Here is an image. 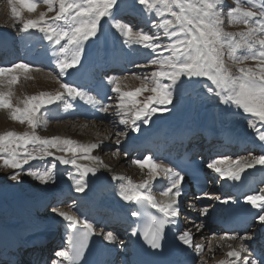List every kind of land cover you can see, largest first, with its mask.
Here are the masks:
<instances>
[{
    "label": "snow or ice",
    "instance_id": "6c2138e0",
    "mask_svg": "<svg viewBox=\"0 0 264 264\" xmlns=\"http://www.w3.org/2000/svg\"><path fill=\"white\" fill-rule=\"evenodd\" d=\"M40 2L7 0L11 27L21 38L38 32L48 41L54 64V72L48 76L59 87L54 92L40 91L26 96L21 101L23 107L11 103V90L0 91V108L10 109L13 120L26 121L32 129L0 133V167L10 169L7 178L19 183L27 166L28 176L54 189L49 200L52 204L63 202L60 200L63 189L56 188L60 166H65L67 178L72 182L70 191L86 195L93 185L117 181L116 194L123 202L108 213L106 224L112 228L106 232H97L93 220L82 213L78 216L52 208L48 216L54 224L64 225L66 240L54 254L58 259L51 264H188L189 260L195 264L197 258L203 262L205 245L196 242L192 229L182 230L180 221L185 207L195 208L191 202L184 203L185 186L196 182L203 188L204 179L195 163L188 167L157 163L149 153L132 160L142 170L148 169L142 182L134 183L131 178L116 174L108 178L102 172L108 166L93 153L103 150L110 135L88 144L60 136L41 137L35 131L36 115L42 107L69 98L83 101L104 114L114 109L112 115L123 128L115 133V145L119 147L113 155H117L124 144L131 141L135 145L141 136L147 138L145 130L151 129L163 114L170 113L178 101L186 97L195 103L214 101L211 119L229 135V142L235 139L246 143L242 133L232 135L234 117L240 115L247 121L252 143L259 146L262 154L250 160L218 156L207 163L206 169L221 179L233 181H240L246 169H255L257 165L264 169V0H235L226 13L225 0H42L46 11L35 18L23 17V11L34 12ZM225 15L228 23L242 24L244 29L237 33L225 31ZM6 39L0 35V42ZM106 44L110 45L107 52ZM93 51L100 62L86 65L85 57ZM225 55L235 64V73L226 63ZM137 58L145 62L135 64ZM248 60L256 63L249 66ZM117 63L153 70L142 76L134 74L140 86L124 91L120 85L126 77L107 74L109 66ZM30 68L24 62L0 66V78L7 76L11 86L18 82L17 70L27 72ZM97 70L104 73L99 79L95 75ZM109 92L114 95L109 96ZM143 93L148 95L138 100ZM105 97L115 103H104ZM67 107L73 105L69 103ZM116 122L110 121L113 126ZM123 150L127 156L128 150ZM33 161L48 166L38 167ZM157 184L160 198L152 194ZM203 198L221 204L233 201L231 196L222 199L201 191L196 199ZM244 200L251 208L243 228L220 237L240 243L235 247L229 244L226 255L230 259L218 264H264V194L247 195ZM199 214L207 216L209 208L200 209ZM253 220L258 221L259 231L249 234L247 226ZM204 227L196 225V233ZM170 234L178 242L176 249L186 254L183 261L165 258ZM97 236L101 243L94 249L92 241ZM130 245L135 247V258L131 260Z\"/></svg>",
    "mask_w": 264,
    "mask_h": 264
},
{
    "label": "bare ground",
    "instance_id": "6f19581e",
    "mask_svg": "<svg viewBox=\"0 0 264 264\" xmlns=\"http://www.w3.org/2000/svg\"><path fill=\"white\" fill-rule=\"evenodd\" d=\"M44 6H46V5H44L42 3V0H41V2L38 4L37 9L34 12L29 13L27 11H23L22 15L25 16L26 18L27 17L28 18H35L36 16H38L39 12L46 11V7H44ZM17 7L19 8V5H17ZM2 13L4 15H0V35H5L7 33H11V36L9 38L10 43H12V44L21 43L22 45H26L25 46L26 49L33 50L32 57L30 58V61L24 62V63H29L31 65L30 70L27 72H24L22 70H17L16 74L18 75V82L19 81H29L32 79V81L35 80V81H33V84L35 86H37L39 88V90L52 92L49 88L53 85L54 80L49 78L48 73H46V71L43 70L44 68L37 65L38 62L39 63L40 62L41 63H49L54 68V64L52 63V51H51V48L48 46V41L42 39V34H40L38 32H36V34L32 35V36L25 34L24 38H21V34L16 33L15 28L11 27L12 21L10 18V11L7 7V0H3V1L1 0V2H0V14H2ZM46 14L50 15V13H46ZM6 17L8 19V20H6L7 23L9 22L8 24H6L4 22V18L6 19ZM32 31L35 32V30H32ZM33 37L35 38L34 40H33ZM109 47H110L109 44L105 45V51L106 52L109 49ZM105 58H107V56H105ZM130 66H132L130 68V71L132 70L135 72V70L138 69L137 67L134 66V64H128V63L125 64L126 68H128ZM36 67H39L40 69L36 68ZM36 70H38V71H36ZM51 72H53V71H51ZM0 79L3 80V82L0 83V91L8 92L9 90H11L12 95H11V97H9V99L11 100V103L13 105L15 104L14 106L23 107L21 101L25 97L21 96L18 93L19 91L16 89L18 82L14 85L9 86L7 83V79H8L7 76L0 78ZM112 95H114V94L112 93ZM140 96L137 97L138 100H141ZM15 99H16V102L14 101ZM61 103L64 104V107L66 109H61V110L58 109V111L55 112L54 108H56V104L50 105V106H44L37 113L36 117H38L39 113H42L45 117H48V118L50 116H52L53 119H55V118H57V119L58 118H65V119L79 118L80 119V118H82L80 114H81V112H83V113H85V116H86V118H84L85 120L92 119V118H98L100 123L103 125V124H105V122L108 121V119L112 118L111 116H113V115H111V116L109 115L111 113H108L105 115H102L99 111L97 113L96 110H92V108L89 107V105L84 103L83 101H79V100L72 101L69 98L67 101L61 102ZM69 103H71L73 105L72 108L67 107V105ZM201 104L202 103H195L191 100V98H187V97L182 101H178L170 113L163 114V116H161L159 119L156 120L155 124L152 126L151 129L145 130L147 132V138L141 136L139 138V141L137 144H141V142H142V144H147L151 141H154L155 144L162 143V144L166 145V144L170 143V141H168L167 138H169V140L174 139L175 135H176V130H178V129L189 128V129H193L194 131L199 129L200 126L205 124V122H206L205 118H207V117H205V115H204L205 118L203 117V119L201 118L202 116L199 117V116L195 115L197 112V108H200ZM90 110H92V112H90ZM209 110H210V112H212L213 107L210 108ZM209 110H208V112H209ZM10 117H11V110L10 109L0 108V126L1 127L6 126L8 124L7 121H10L9 120ZM48 118H46V119H48ZM210 120H212V119H210ZM234 120L236 121L235 130L239 131L240 133H242L246 137V143H249L248 147L252 144L254 145V143H252L251 133L247 131V121L242 116H241V118L234 117ZM90 124H93V122H91ZM55 126H58V125H54V127ZM110 127L111 126H108V128H110ZM216 127L218 130H222L221 128H219L220 127L219 124ZM68 131L71 132V130H68ZM79 135L80 136H87L88 132L85 129V133H80ZM114 135L115 134H113V136ZM51 136H55V133H53L52 130L49 133V137H51ZM132 136H137V134L132 133ZM132 145H134V144H132L130 141L129 143H126L123 145V149H127V148L131 147ZM114 147L115 148L118 147L115 145V141H113L112 143H107V144L105 143L104 150H106V152H107L108 149H112V148L114 149ZM123 149L117 155H113V153H110V151L106 153V154H109V156H111V157H108V160L110 162H112V164H111V168L109 167L108 169H102V172H104L105 176H108V175L112 176L113 174H116L118 176L129 177V178H131L132 181H137L138 183L142 182L141 178L139 180V177L146 178V176L148 175V169L145 168L142 170L138 166L134 165L132 163V161H130V159H132V158H130L129 154L127 156H125ZM100 151L101 150H95L93 154L98 155V153ZM152 155L155 156V154H152ZM128 156L130 159L128 158ZM225 156H229L232 159H237V158H244L246 156L248 157L249 153H247L245 155L238 153L234 156H232V155H225ZM136 158H143V157H139L138 155H136V157H134L133 159H136ZM33 162L34 163L38 162L40 164L42 163L39 161H33ZM84 163L88 164L90 162L84 161ZM124 165H130V168H128V170L123 169L122 167H124ZM64 167L65 166H63V167L60 166V168L58 169V171H61L62 173L59 174L57 172L56 180L58 179L59 176H63V174L65 173ZM121 169H122V171H121ZM130 169L138 171V173H137L138 175L137 176L130 175L128 173L130 171ZM158 185L159 184H157L154 187V190L156 189V187ZM58 187H59V189L60 188L63 189V195L60 196V199H63L69 195V198L73 197L72 201L69 199L67 202L68 204H66L65 202L56 203V204L49 203V200L52 198V192L54 191V189L49 188V187L47 188V187H45V185L41 186V190H40L41 192L39 193V194L42 193L41 199L40 198L39 199L32 198V201L36 200V202L39 203L38 205L41 207V211L39 212V215H41V220L39 222L45 223L46 225L50 224L51 228H52L53 222L49 218L48 213L51 212L52 208H58L59 210H62V211H64V209L67 208L68 212H74L76 215L79 216L80 212L78 211V208H74L73 206H71V204H73V202H75V197L77 198V200H79L78 201L80 203L79 209L81 211L85 210L87 212V207H83L84 200L80 198L82 193H75L74 191H70L67 180H63L62 186H58ZM58 187H57V189H58ZM20 203L21 202L15 203V206H16L15 209L19 210ZM22 204H24V203H22ZM15 209H14L13 213L17 214ZM2 211L3 210H1V212ZM6 214H8L7 211H6ZM209 214L207 215V217L209 216ZM0 216L4 217L6 215H3L1 213ZM203 216H205V215H203ZM7 218L4 220L7 221L8 223H10V222H15L16 219L19 220L20 217H18V214H17V215H14V217H12L11 219H7ZM200 224H204L205 227L203 230H201V232L196 233V234H197V236L201 237V243L202 242L203 243L209 242V245H208L209 251L208 252L214 251V248L220 249L221 247L228 246L229 244L232 243L228 239L221 240L220 239L221 236H218V237L217 236H209V229H208V226L206 224V221H203ZM60 225L61 224L53 225L54 226L53 229L55 230L56 227L59 228ZM38 232L44 233L46 231L40 230ZM209 237H211V238L209 239ZM181 247H183V246H181ZM216 251L218 253V250H216ZM227 259H229V257ZM224 260H226V259H224Z\"/></svg>",
    "mask_w": 264,
    "mask_h": 264
},
{
    "label": "rangeland",
    "instance_id": "374dc122",
    "mask_svg": "<svg viewBox=\"0 0 264 264\" xmlns=\"http://www.w3.org/2000/svg\"><path fill=\"white\" fill-rule=\"evenodd\" d=\"M0 2H1V0H0ZM242 2H245V0H242ZM234 3H235V0H225V5H224L225 13L227 11V8L230 6H233ZM44 7H46V6H44ZM0 15H4V14L2 13ZM50 15H52V13H50ZM23 17L26 18L25 16H23ZM166 18L171 19V17H166ZM6 20H8L7 17H6V19L4 18V22L6 24H8L9 22L7 23ZM144 27H145V30H148L147 25H145ZM223 27H224L225 31L233 32V33L240 32L244 29V25H242V24H235V23L230 24V23H228L226 15L224 17ZM15 32L20 34L19 32H17L16 29H15ZM7 35H11V33H7ZM34 39L35 38L33 37V40ZM164 42H166V41H164ZM241 52L243 53V50H241ZM138 60H140L139 64H142L145 62L144 59H142V58H140ZM225 61L228 64V66L232 69V71L235 73L236 72L235 64L233 63V61H231L227 57V55H225ZM19 62H21V60ZM255 63H256L255 61H251V60L246 61V64L249 66H253ZM36 68H39V67H36ZM43 70L46 71V73H49L51 71L54 72V68H46ZM152 70L153 69H151V68H149V69L138 68L135 70V72L130 71V72L126 73V75L124 76V77H126V79L123 80V82L120 86L122 87V89L124 91H130L136 87H139L140 81L134 79V74L142 76L146 73H150ZM36 71H38V70H36ZM33 81H35V80H33ZM33 81H32V79L29 81H19L17 84V87H16V89L19 91L18 93L23 97L38 94L39 91H41V90H39V88L33 84ZM58 87H59V85L56 83V81H53V85L49 89L52 92H54ZM146 95H148V93L141 94L140 99L143 100ZM14 101L16 102V99ZM114 103H115L114 100H110V102H109V104H114ZM214 104H215L214 101H208L206 103H202L200 105V108H197V112L195 115H197L199 117L202 116L201 117L202 119L205 115V117H207V118H205V117L204 118L206 119V121H209L210 120L209 119L210 118L209 117V115H210L209 109L213 107V110H214ZM2 109H4V108H2ZM58 109L61 110V109H66V108L64 107L63 103L57 102L56 108H54V111L57 112ZM208 110H209V112H208ZM112 111H114V109L109 112V113H111V114H109L110 116L112 115ZM111 117H112L111 119H108V121L102 125L100 122L96 121V123H95V122H93V120L88 121V120H83L82 118L81 119H78V118H70V119L69 118L68 119H65V118H58L57 119V118H55V119H53L52 116H50L48 118V117H45L42 113H39L38 117H36L37 126L35 128V131H36L37 135H39L41 137H49V133L52 130L53 133H55V136H60L62 138H70V139L75 140L81 144L93 143V142H96L98 140H102L105 136L110 135V139L104 141V144L105 143L107 144V143H112L113 141L116 140V136L115 135L113 136V134H115L117 131H123V128L121 126H119V124H118V120H117L118 118H115L113 116H111ZM235 117L241 118L240 115H236ZM46 118H48V119H46ZM114 118L117 121L115 126H113V124L110 123V121L114 120ZM9 120L10 121H7L8 124L6 126H2V127L0 126V133H4L6 131H14L17 133H22L25 131H29V132L32 131V129L29 128L26 121L24 123H21L19 120H13L11 117L9 118ZM211 121L213 123L217 124V122H214L213 120H211ZM91 122H93V124H90ZM54 125H58V126L54 127ZM108 126H111V127L108 128ZM85 129L88 132V135L87 136H80L79 135L80 133H85ZM68 130H71V132ZM28 147L30 149L33 148L32 145H29ZM115 150H116V148L114 147V149L113 148L108 149L107 152L110 151V153H113V152H115ZM107 152L103 148V150L98 153V156L101 157L104 164H106L108 166L105 169H108L109 167L111 168V164H112V162H110L108 160V157H111V156H109V154H106ZM128 158H129V156H128ZM130 158H132V159H130ZM130 158H129L130 161H132L133 156ZM31 163L35 164L36 166L40 165L39 167L48 166L43 162H42L43 164L41 163L42 165L38 162L37 163L39 165L37 163H34V162H31ZM61 167H63V166H61ZM68 167L71 170L70 166H68ZM122 168L128 170V168H130V165H124V167H122ZM121 171H122V169H121ZM10 172H11L10 169L0 167V214L2 213L3 215H6L4 217L2 216L3 217L2 219H6L7 217H8L7 219H11L12 217H14V215H17V214L13 213L14 211H12V209L13 208L15 209L16 208L15 203H19V202H21V200L32 202V203L34 202L33 203L34 206H37L39 203L35 202V200L34 201H30V200H32V198H37V199L40 198L41 199L42 193L41 194H39V193L41 192L40 191L41 186L44 185L40 181L35 180L33 177H30L26 174L27 166H25V170L23 172H21V182H19V183L14 182V181H10L7 178ZM57 172L59 174L62 173L61 171H58V170H57ZM128 173L132 176L138 175L137 174L138 171L133 170V169H130V171ZM140 178H142V177H139V180H140ZM63 180H67L68 185H70L72 183L71 181L68 180L66 173H64L63 176H59L58 179L56 180V188L58 186H62ZM263 188H264V186H263ZM58 189H59V187H58ZM60 189H62V188H60ZM153 195L158 197V193H156V192H154ZM13 202H14V204H12ZM65 203L68 204L67 202H65ZM71 206H73V205L71 204ZM205 207H208V206H206V204H205V206L203 208H205ZM209 209H210V207H209ZM1 210H3V211L1 212ZM6 211L8 212V214H6ZM64 211H67V208H65ZM220 235H223V234H220ZM210 238L211 237H209V239ZM197 241H199V240H197ZM229 241L232 242L231 245H233V247H235L239 244L238 240H236V241L229 240ZM204 245H205V250L206 249L207 250L206 251L204 250L203 262H201L200 259L198 258V260L196 261L195 264H218V261L228 258L226 255L227 252L230 251L228 246H223L220 249L214 248V251L208 252L209 251V248H208L209 242L205 243ZM216 250H218V253Z\"/></svg>",
    "mask_w": 264,
    "mask_h": 264
},
{
    "label": "water",
    "instance_id": "95a60500",
    "mask_svg": "<svg viewBox=\"0 0 264 264\" xmlns=\"http://www.w3.org/2000/svg\"><path fill=\"white\" fill-rule=\"evenodd\" d=\"M106 184V182L103 185H93L92 186V190L93 191H98L102 186H104Z\"/></svg>",
    "mask_w": 264,
    "mask_h": 264
}]
</instances>
